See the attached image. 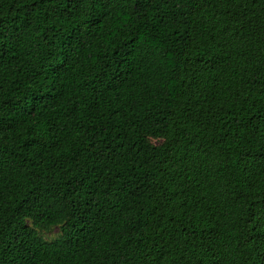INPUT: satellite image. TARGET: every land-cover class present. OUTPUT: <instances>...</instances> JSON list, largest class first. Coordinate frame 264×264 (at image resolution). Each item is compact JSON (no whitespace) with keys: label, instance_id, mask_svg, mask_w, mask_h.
I'll return each instance as SVG.
<instances>
[{"label":"trees","instance_id":"trees-1","mask_svg":"<svg viewBox=\"0 0 264 264\" xmlns=\"http://www.w3.org/2000/svg\"><path fill=\"white\" fill-rule=\"evenodd\" d=\"M0 264H264V0H0Z\"/></svg>","mask_w":264,"mask_h":264},{"label":"rangeland","instance_id":"rangeland-1","mask_svg":"<svg viewBox=\"0 0 264 264\" xmlns=\"http://www.w3.org/2000/svg\"><path fill=\"white\" fill-rule=\"evenodd\" d=\"M151 142L153 144L159 143V141H157V140H151ZM27 226L31 230H33V232L38 234L44 241H56L61 236V232H60L58 227H55V228H52L49 230H42V229H39V228L32 226V224L29 221H27Z\"/></svg>","mask_w":264,"mask_h":264}]
</instances>
